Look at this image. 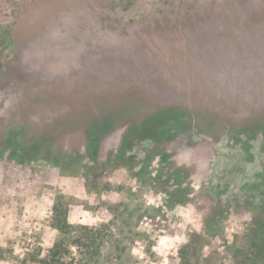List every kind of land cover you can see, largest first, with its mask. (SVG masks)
<instances>
[{"label":"rangeland","instance_id":"374dc122","mask_svg":"<svg viewBox=\"0 0 264 264\" xmlns=\"http://www.w3.org/2000/svg\"><path fill=\"white\" fill-rule=\"evenodd\" d=\"M99 109L124 117L92 160ZM254 115L264 0H0V264H41L60 208L98 251L77 264H181L197 231L201 264H233L263 197ZM17 123L41 142L24 163L1 145Z\"/></svg>","mask_w":264,"mask_h":264},{"label":"trees","instance_id":"16d2710c","mask_svg":"<svg viewBox=\"0 0 264 264\" xmlns=\"http://www.w3.org/2000/svg\"><path fill=\"white\" fill-rule=\"evenodd\" d=\"M149 108V107H148ZM86 114L85 112H83ZM115 113V112H114ZM111 114L107 111L99 109L97 113L93 111L89 112V122L86 127V132L88 134V141H87V155L95 159L94 149H96V140L97 136L106 128L107 124L110 121L119 120L124 116H120L119 114ZM144 115L143 112L137 114L136 116H126L129 118H137L139 116ZM72 118L71 120H73ZM252 120L246 121V127L250 128L251 126H256L253 120H257L256 128L257 130H262L264 134V119L254 117L251 118ZM70 119L65 116L61 117V124L63 126H69ZM86 122V123H87ZM9 128L13 130L11 135L5 137L3 142L1 143L2 148H10L13 151V158L20 157L23 160H19L20 162H27L30 161V152L31 147L39 149L41 142L37 140H29L28 144L25 142L26 140L22 137L23 130L25 125L23 123L11 124ZM253 129V128H252ZM255 130V131H257ZM161 136L166 137L167 133L165 131H160ZM262 150L264 151V139L262 141ZM21 154V156H20ZM252 156V155H251ZM175 174H179L177 170L174 171ZM262 174L259 175L261 177ZM178 187L170 192V195L173 196L177 192L179 185L181 184L180 179L177 180ZM180 182V183H179ZM259 188H261L262 200L255 204L253 207L249 208L252 212V218L248 223L247 231L244 235L239 239V242L236 243L234 247L233 253V264H264V184H259ZM179 203V202H178ZM172 204V203H171ZM176 204V203H175ZM58 217L56 218L55 227L57 228L58 232L60 233V238L48 249L47 254L44 258L39 260L41 264H77V258L74 256V253L71 251L72 247L80 248V244L82 245V240H90V233H85L81 235H76L74 233L75 226L69 221L68 216L65 212L60 209L57 210ZM86 228L87 227H82ZM97 243V242H96ZM203 237L200 232H194L190 240L184 244L182 248V261L181 264H201L198 258V254L200 252V248L203 247ZM95 244V243H94ZM93 244V246H94ZM83 248H85V252L82 253L88 255L97 254L98 251L96 250L94 254L89 252L90 249L88 248L87 244H83ZM100 244H97L96 247L99 248ZM95 248V249H97ZM69 258V259H68ZM79 264V263H78Z\"/></svg>","mask_w":264,"mask_h":264},{"label":"built area","instance_id":"2783aa9c","mask_svg":"<svg viewBox=\"0 0 264 264\" xmlns=\"http://www.w3.org/2000/svg\"><path fill=\"white\" fill-rule=\"evenodd\" d=\"M169 211V209H167ZM173 215V214H172Z\"/></svg>","mask_w":264,"mask_h":264}]
</instances>
